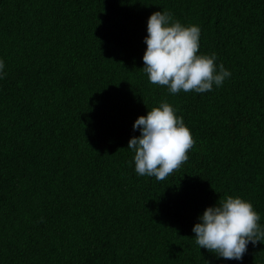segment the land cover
<instances>
[{"label": "trees", "instance_id": "obj_1", "mask_svg": "<svg viewBox=\"0 0 264 264\" xmlns=\"http://www.w3.org/2000/svg\"><path fill=\"white\" fill-rule=\"evenodd\" d=\"M154 11L199 26L222 86L150 83ZM0 59V264H264V242L227 260L192 231L227 195L264 227V0H0ZM165 99L195 144L158 181L127 146Z\"/></svg>", "mask_w": 264, "mask_h": 264}, {"label": "clouds", "instance_id": "obj_2", "mask_svg": "<svg viewBox=\"0 0 264 264\" xmlns=\"http://www.w3.org/2000/svg\"><path fill=\"white\" fill-rule=\"evenodd\" d=\"M147 32L142 69L150 83L166 86L172 95L211 91L231 76L222 63L217 66L215 53L199 54L198 25H185L170 12L154 11L148 18ZM3 68L0 59V78L6 75ZM176 112L165 99L135 120L133 129H139L140 135L133 136L127 148L134 152L139 176L163 181L188 160L195 140ZM259 221L260 215L249 200L227 195L204 210L192 231L199 248L227 260H242L249 243L264 242V227Z\"/></svg>", "mask_w": 264, "mask_h": 264}]
</instances>
